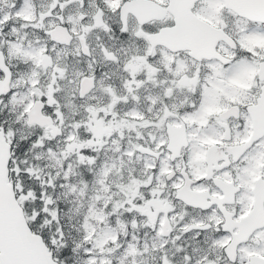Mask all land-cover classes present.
I'll list each match as a JSON object with an SVG mask.
<instances>
[{
	"label": "snow or ice",
	"instance_id": "6c2138e0",
	"mask_svg": "<svg viewBox=\"0 0 264 264\" xmlns=\"http://www.w3.org/2000/svg\"><path fill=\"white\" fill-rule=\"evenodd\" d=\"M0 264H264V0H0Z\"/></svg>",
	"mask_w": 264,
	"mask_h": 264
}]
</instances>
